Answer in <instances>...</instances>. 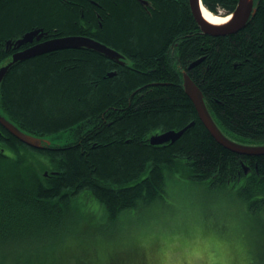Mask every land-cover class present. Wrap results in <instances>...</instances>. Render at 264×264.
<instances>
[{
	"label": "trees",
	"instance_id": "16d2710c",
	"mask_svg": "<svg viewBox=\"0 0 264 264\" xmlns=\"http://www.w3.org/2000/svg\"><path fill=\"white\" fill-rule=\"evenodd\" d=\"M201 2L214 14H228L237 0ZM153 6L0 0V65L7 61L2 43L36 28L43 38L91 37L123 60L89 47L62 48L14 63L1 80V115L35 137L65 134L68 141L34 147L0 124L2 264L14 250L22 257L19 249L37 238L57 236L87 201L102 205L109 220L154 202L166 175L233 190L264 218V154H238L218 143L182 85L185 71L228 137L264 143V0H254L255 12L242 29L220 36L200 32L188 0H155ZM191 121L173 142L148 140ZM124 255L131 264H145L144 255ZM252 258L264 264L261 245Z\"/></svg>",
	"mask_w": 264,
	"mask_h": 264
},
{
	"label": "rangeland",
	"instance_id": "374dc122",
	"mask_svg": "<svg viewBox=\"0 0 264 264\" xmlns=\"http://www.w3.org/2000/svg\"><path fill=\"white\" fill-rule=\"evenodd\" d=\"M48 138L53 145L68 142L65 134ZM28 159L31 160L29 155ZM2 166L9 167V164L4 160ZM164 182V192L160 198L148 205L128 210L115 220L105 216L103 206L98 202L87 201L81 207L84 210L81 215L70 218L57 236L37 238L38 242L30 243L31 248L19 249L23 252L19 258V252L14 250L5 264H76L79 259L81 264H131L124 261L126 252L130 256L136 253L140 259L144 255L136 242V234L142 225L166 213L187 210H196L206 217L220 214L231 216L244 233L251 255L260 245L264 251L263 215L252 214L233 190L225 192L211 189L206 183H195L175 174L166 175ZM6 254L3 253L4 256Z\"/></svg>",
	"mask_w": 264,
	"mask_h": 264
},
{
	"label": "water",
	"instance_id": "95a60500",
	"mask_svg": "<svg viewBox=\"0 0 264 264\" xmlns=\"http://www.w3.org/2000/svg\"><path fill=\"white\" fill-rule=\"evenodd\" d=\"M191 14L200 29V32L210 35V36H220L235 33L242 29L251 15L255 12L254 0H237L236 5L232 12L223 15L228 16V20L221 24H213L208 22L202 14L201 11V0H188ZM46 35L41 28H36L27 31L16 41L17 45L31 41L34 37L36 39H41ZM79 47H89L94 50L105 53L106 55L116 59L119 62L122 55L116 50L106 46L105 44L87 36L82 35H66L60 37L48 38L34 45L18 51L13 54L12 60L7 64L0 67V82L9 70V68L16 62L28 59L30 57L40 55L49 51L62 48H79ZM201 58L191 62L188 68L197 64ZM111 74V73H109ZM182 85L186 95L190 98L199 120L205 126L207 131L211 136L225 148L243 155H263L264 154V143L261 144H244L237 142L230 137H228L221 129L218 127L214 119L212 118L210 112L205 103L204 96L200 88L194 83V81L189 77V75L183 71L182 72ZM0 124L15 137L20 139L22 142L34 146L43 147L42 143L48 144L49 141L46 139H41L35 137L31 134L23 132L16 125L8 121L4 116L0 115ZM193 121L188 123L183 128L179 130H167L164 132L153 133L149 136V142L153 145L162 144L165 142L175 141L183 131L190 127Z\"/></svg>",
	"mask_w": 264,
	"mask_h": 264
},
{
	"label": "clouds",
	"instance_id": "9594fccd",
	"mask_svg": "<svg viewBox=\"0 0 264 264\" xmlns=\"http://www.w3.org/2000/svg\"><path fill=\"white\" fill-rule=\"evenodd\" d=\"M136 242L145 264H253L244 233L226 214L166 213L142 225Z\"/></svg>",
	"mask_w": 264,
	"mask_h": 264
},
{
	"label": "flooded vegetation",
	"instance_id": "af4514ba",
	"mask_svg": "<svg viewBox=\"0 0 264 264\" xmlns=\"http://www.w3.org/2000/svg\"><path fill=\"white\" fill-rule=\"evenodd\" d=\"M138 2L140 4H142L143 6H145L146 10H148V9H153L154 8L153 4L155 3V0H138ZM188 5H189V2H188ZM21 37H22V35L16 37L14 40L6 39L2 43V49L4 51H6V59H7V61H5L2 65H5L9 61H11L12 60V56H13L14 53H16L18 51H21V50H24V49L34 45L35 43H38V42L43 41L45 39H48L47 37L46 38H41V39H36V37H34L31 41H28V42L22 43L20 45H17L16 41L19 38H21ZM2 65H0V66H2Z\"/></svg>",
	"mask_w": 264,
	"mask_h": 264
},
{
	"label": "bare ground",
	"instance_id": "6f19581e",
	"mask_svg": "<svg viewBox=\"0 0 264 264\" xmlns=\"http://www.w3.org/2000/svg\"><path fill=\"white\" fill-rule=\"evenodd\" d=\"M201 11L203 14V17L210 23L213 24H221L228 20V16H219L215 15L214 13H211L201 4Z\"/></svg>",
	"mask_w": 264,
	"mask_h": 264
}]
</instances>
